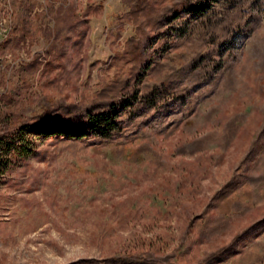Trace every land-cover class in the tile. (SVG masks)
<instances>
[{
    "label": "rangeland",
    "instance_id": "374dc122",
    "mask_svg": "<svg viewBox=\"0 0 264 264\" xmlns=\"http://www.w3.org/2000/svg\"><path fill=\"white\" fill-rule=\"evenodd\" d=\"M200 1L0 0V137L137 93L107 131L32 134L0 182V264H264V0H210L204 24L181 7ZM208 55L213 83L163 84Z\"/></svg>",
    "mask_w": 264,
    "mask_h": 264
},
{
    "label": "trees",
    "instance_id": "16d2710c",
    "mask_svg": "<svg viewBox=\"0 0 264 264\" xmlns=\"http://www.w3.org/2000/svg\"><path fill=\"white\" fill-rule=\"evenodd\" d=\"M201 4H192V3H184L181 7L185 10L191 11L192 14H197L199 20L202 21V24L206 23L203 21L204 17L207 15V7L211 3L210 0H204V2L200 1ZM142 8H136L132 13L135 14L141 11ZM235 13H240L239 8H237L233 14H228L227 19H217L211 18L208 24L211 25V30H215L216 28L224 31L225 35L214 36V42L216 44L215 50L213 52H219L222 47L228 45L232 39L230 37V30L226 28L227 20H232L233 22H237V18L233 15ZM169 15L165 20L162 21V25L164 26L166 22H168L172 17L179 15L178 8H173L169 11ZM237 15V14H236ZM230 17V18H229ZM169 19V20H168ZM241 25V24H240ZM242 29V26L239 27ZM239 31L236 30L235 33ZM235 36V35H234ZM136 48L139 51L136 52L138 57H142V42L140 40L136 41ZM198 68H196V63L190 64L187 68L176 69L173 74H170L164 81L163 84L167 85L170 89L174 91V94L177 98L183 99L186 93L189 90H192L197 83L201 81H207L208 83L212 82V76L218 65L220 63L215 62L213 58L208 56H200L197 57ZM199 63V64H198ZM161 64L158 63L155 70H160ZM154 71V70H153ZM148 72V71H147ZM228 77V75H227ZM191 79V86L188 88H181L180 85L177 88H172L170 83L175 80L183 82L185 79ZM230 78V76H229ZM186 90V93H185ZM137 93L135 91L128 92L123 99L119 101H111V102H99L93 104L90 108L76 111L75 109L68 108L65 110L64 115H44L38 119H35L25 127H22L18 132H15L13 135H7L0 137V182L6 175L7 171H9L13 165L14 158L21 157H29L36 152V146L33 142L32 134L34 132L40 131L43 129V132L48 133V128L50 125L55 122H59L61 127L72 128L74 126H83L86 130L92 131L96 134L101 133V129L106 130L111 125H116L118 110L120 107L128 104L129 99H135ZM113 109V114H110V111ZM107 128V129H106ZM46 136V138H53L54 136L50 133ZM78 139L68 140L70 143H77ZM117 264V263H115ZM142 264H149L143 262Z\"/></svg>",
    "mask_w": 264,
    "mask_h": 264
}]
</instances>
